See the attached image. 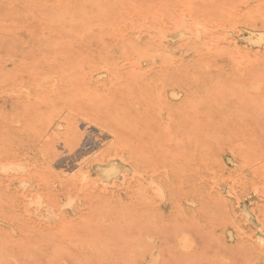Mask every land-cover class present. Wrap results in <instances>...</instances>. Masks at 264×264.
I'll return each mask as SVG.
<instances>
[{
    "label": "rangeland",
    "instance_id": "obj_1",
    "mask_svg": "<svg viewBox=\"0 0 264 264\" xmlns=\"http://www.w3.org/2000/svg\"><path fill=\"white\" fill-rule=\"evenodd\" d=\"M0 264H264V0H0Z\"/></svg>",
    "mask_w": 264,
    "mask_h": 264
},
{
    "label": "bare ground",
    "instance_id": "obj_2",
    "mask_svg": "<svg viewBox=\"0 0 264 264\" xmlns=\"http://www.w3.org/2000/svg\"><path fill=\"white\" fill-rule=\"evenodd\" d=\"M174 28H176V27H174ZM165 31V30H164ZM164 36V35H163ZM188 41V40H187ZM194 49V48H193ZM157 50V49H156ZM153 52V51H152ZM159 58V57H158ZM164 59V58H163ZM170 93V92H169ZM60 125V124H59ZM42 203V202H41ZM36 207H37V205H36ZM43 207V206H42ZM53 212V211H52ZM39 213H40V211H39ZM53 214V213H52ZM54 215V214H53ZM54 220V219H53Z\"/></svg>",
    "mask_w": 264,
    "mask_h": 264
}]
</instances>
